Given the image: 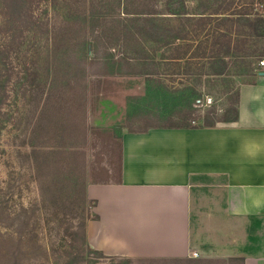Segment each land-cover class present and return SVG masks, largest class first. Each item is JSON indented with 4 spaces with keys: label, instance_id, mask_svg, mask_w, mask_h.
Listing matches in <instances>:
<instances>
[{
    "label": "rangeland",
    "instance_id": "obj_1",
    "mask_svg": "<svg viewBox=\"0 0 264 264\" xmlns=\"http://www.w3.org/2000/svg\"><path fill=\"white\" fill-rule=\"evenodd\" d=\"M102 2L55 9L54 0H0V264H225L96 253L82 234L92 205L83 182L87 168L92 180L115 178L117 135L124 129L177 122L188 110L195 125L213 110L222 114L233 101L230 90L252 80L264 39L251 46L259 56L247 58L249 67L239 74L172 77L176 70L161 64L169 75L150 82L128 74L144 70L136 59L124 60L119 70L104 62L108 53L134 55L128 34L138 31L111 19L113 10ZM189 3L197 6V0ZM56 11L67 23L56 24ZM91 11L100 12L99 21H92ZM95 56L102 60L92 63ZM189 84L195 93L185 88ZM48 90L49 116L36 120Z\"/></svg>",
    "mask_w": 264,
    "mask_h": 264
},
{
    "label": "crops",
    "instance_id": "obj_2",
    "mask_svg": "<svg viewBox=\"0 0 264 264\" xmlns=\"http://www.w3.org/2000/svg\"><path fill=\"white\" fill-rule=\"evenodd\" d=\"M261 60L238 85L236 120L120 131L115 178L86 171L92 247L131 259L264 264Z\"/></svg>",
    "mask_w": 264,
    "mask_h": 264
},
{
    "label": "trees",
    "instance_id": "obj_3",
    "mask_svg": "<svg viewBox=\"0 0 264 264\" xmlns=\"http://www.w3.org/2000/svg\"><path fill=\"white\" fill-rule=\"evenodd\" d=\"M60 3L71 7L76 3L84 6L86 0H54V8H59ZM102 3L105 7L108 4L107 10H113L111 11L114 15H109L111 19L140 32L126 33L130 39L133 38L135 49L131 47V51L128 52L134 55L129 56L125 51L120 52V55L108 53L104 56V62L119 70L124 60L136 59L137 64L145 65L144 70H132L128 74L143 75L146 81L150 82L154 80L163 82V76L169 75L159 70L161 64L162 68L176 70L170 73L172 77L184 74L213 77L239 74L242 67L245 69L249 67L247 58L259 56L255 53L256 49H251V46L258 39H264V0H197L196 7H192L189 0H105ZM59 15L56 11V24L67 23L65 16ZM100 16V12L90 13L92 21H99ZM87 46L86 43L83 53H87ZM100 59L96 56L90 58L94 64ZM185 88L193 93L196 92V88L191 84L185 85ZM230 91L234 98L228 109L222 114L213 110L210 117H203L200 126H212L217 122L236 120L238 88ZM51 98V90L43 93L41 96L43 102L39 110L37 109L36 120L49 116L47 112ZM189 103L193 106L198 105L190 101ZM191 114L192 111L188 110L176 117L177 122L170 119L160 126H198L188 121L196 119ZM171 116L166 117L171 118ZM49 124L51 123L47 122L45 126L49 128ZM46 131L43 134H47ZM31 150L35 155L37 149L33 147ZM34 164H37V161H34ZM84 223L85 219L81 221L82 234H84ZM94 250L104 255L101 251Z\"/></svg>",
    "mask_w": 264,
    "mask_h": 264
},
{
    "label": "built area",
    "instance_id": "obj_4",
    "mask_svg": "<svg viewBox=\"0 0 264 264\" xmlns=\"http://www.w3.org/2000/svg\"><path fill=\"white\" fill-rule=\"evenodd\" d=\"M259 64L262 65L263 64V60H260V63ZM193 255L195 256L196 253H193Z\"/></svg>",
    "mask_w": 264,
    "mask_h": 264
}]
</instances>
